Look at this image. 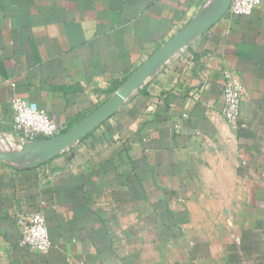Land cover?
<instances>
[{
  "label": "crops",
  "instance_id": "1",
  "mask_svg": "<svg viewBox=\"0 0 264 264\" xmlns=\"http://www.w3.org/2000/svg\"><path fill=\"white\" fill-rule=\"evenodd\" d=\"M211 1L0 0V144L27 143L15 95L62 135ZM228 70L245 88L233 123ZM20 212L46 217L48 252L20 245ZM0 264H264V0L228 12L54 158L0 160Z\"/></svg>",
  "mask_w": 264,
  "mask_h": 264
},
{
  "label": "water",
  "instance_id": "2",
  "mask_svg": "<svg viewBox=\"0 0 264 264\" xmlns=\"http://www.w3.org/2000/svg\"><path fill=\"white\" fill-rule=\"evenodd\" d=\"M231 3L232 0H212L192 22L134 71L107 101L82 119L75 127L54 138L24 143L18 150L0 149V160L36 166L71 147L75 141L84 138L96 126L112 116L134 91L176 53L218 23L228 13ZM18 143L20 144V142Z\"/></svg>",
  "mask_w": 264,
  "mask_h": 264
},
{
  "label": "built area",
  "instance_id": "3",
  "mask_svg": "<svg viewBox=\"0 0 264 264\" xmlns=\"http://www.w3.org/2000/svg\"><path fill=\"white\" fill-rule=\"evenodd\" d=\"M262 3V0H232L229 14L233 17L250 15ZM223 117L228 122H236L242 110L243 81L235 77L232 71L224 75ZM15 86L14 83H12ZM16 136L24 142H33L39 137L46 139L57 137L61 127L45 109L36 103L27 101L17 95L12 100ZM20 233V245L40 252H48L52 247L49 227L42 213L28 214L20 212L16 218Z\"/></svg>",
  "mask_w": 264,
  "mask_h": 264
},
{
  "label": "rangeland",
  "instance_id": "4",
  "mask_svg": "<svg viewBox=\"0 0 264 264\" xmlns=\"http://www.w3.org/2000/svg\"><path fill=\"white\" fill-rule=\"evenodd\" d=\"M5 148H8V145L6 144V145H3V144H0V149H5ZM20 148V146H16L15 148H13V149H19ZM8 149H12L10 146H9V148Z\"/></svg>",
  "mask_w": 264,
  "mask_h": 264
},
{
  "label": "trees",
  "instance_id": "5",
  "mask_svg": "<svg viewBox=\"0 0 264 264\" xmlns=\"http://www.w3.org/2000/svg\"><path fill=\"white\" fill-rule=\"evenodd\" d=\"M43 139H46V138H44V137H39V138H38V140H43Z\"/></svg>",
  "mask_w": 264,
  "mask_h": 264
}]
</instances>
